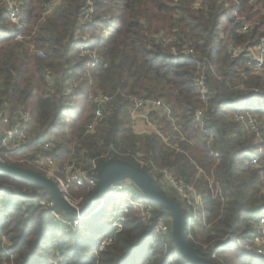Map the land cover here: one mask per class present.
I'll use <instances>...</instances> for the list:
<instances>
[{
    "label": "trees",
    "instance_id": "trees-1",
    "mask_svg": "<svg viewBox=\"0 0 264 264\" xmlns=\"http://www.w3.org/2000/svg\"><path fill=\"white\" fill-rule=\"evenodd\" d=\"M18 1L26 12L22 33L33 32L30 43L43 50L44 58L29 51L28 40L14 38L6 10L0 7V102L13 101L29 108L31 120L40 130L32 139L35 144L32 147L43 146L47 142L45 134L55 129L56 123H62L61 116L67 114L68 106L59 104L61 98L44 95L42 91L48 70L59 73V82L55 84L61 92L66 90L69 79L80 81L76 92L67 95L69 98L85 95L88 90L113 95L96 131L92 132L94 136L84 141L90 157L98 158V169L109 158L128 160L111 152L109 145L118 150L147 152L173 175L204 191L206 225L199 224L204 236L189 230L194 231L198 241L210 244L209 249L201 250L187 239L201 256L221 264L212 260L210 253L233 237L235 248L229 250L224 264H261L255 259L263 257L251 250V235L256 219L264 211L261 184L264 179V79L242 74L246 70L244 59L230 57L227 45L253 44L264 36V0H240L236 12L253 23L246 33L239 31V24H232L235 10L224 15L222 4L217 0H207L204 10L190 9L186 0H62L40 22L43 6L49 0ZM86 14L88 21H83ZM220 24L225 33L222 38L217 33ZM173 28L177 29L175 39L179 45L184 43L193 48L192 54L179 61L171 59L155 37L160 31L171 35ZM85 29L94 30L87 39L81 36ZM83 42L96 52V65L92 66L89 58L81 55L79 46ZM202 70L210 92L205 100L194 84V76ZM216 75L221 77L217 79ZM238 84L244 85L243 88ZM128 95L162 99L184 133L190 129L188 136L194 144L178 142L183 153L166 146L153 132L133 134L121 117ZM253 98H258V102ZM241 101L250 104L244 107L235 104ZM201 107L204 108L201 116L204 133H212L215 138L212 147L200 139L198 122L192 119L195 109ZM76 109L74 119L81 115V108ZM242 113L244 117H254L256 130L250 131L236 120ZM157 121L164 134L170 132L167 119L158 116ZM56 149L62 151L57 158L64 156L63 144H57L52 155ZM109 151L107 156L100 157ZM214 152L218 153L217 166H214L217 161ZM252 157L258 161L256 167L249 164ZM192 161L205 174L212 172L221 188V197H212L206 178L198 175ZM8 162L37 171L27 164ZM141 168L148 172L144 166ZM156 186L166 195L157 183ZM79 190L82 206L92 191ZM42 196L47 198L49 194L36 183L0 171V264H51L45 261L47 257L54 258L56 264H125L133 258V261L142 259L141 264H192L176 248L170 225L166 233L154 234L157 220L168 216L160 204L149 200L152 206L147 218L129 206L123 212L122 229L115 233L111 225L113 210L87 220L100 212L103 201L83 218L65 214L55 205V211L62 218L55 220L49 210L37 203V198ZM106 196L123 199L114 192ZM178 203L185 212L180 199ZM109 214L112 217L107 234H114L113 242L104 250L96 251L97 241H92L98 234L96 226ZM74 219L78 221L75 227L69 228L64 223ZM187 232L185 223V237Z\"/></svg>",
    "mask_w": 264,
    "mask_h": 264
},
{
    "label": "built area",
    "instance_id": "built-area-1",
    "mask_svg": "<svg viewBox=\"0 0 264 264\" xmlns=\"http://www.w3.org/2000/svg\"><path fill=\"white\" fill-rule=\"evenodd\" d=\"M217 1L222 4V13L224 15L229 14L232 10H235L232 18V24H239V31L246 33L253 23L247 21L243 14L236 12V8L239 6L240 0ZM186 2L192 10H204L207 7V0H186ZM58 3L59 1L55 0H49L46 2L43 6V12L41 15L42 18L49 14ZM1 6L5 8L8 20L11 26H13L12 32L14 38L17 40H23L25 36L22 31L26 25V12L23 10L21 2L18 0H0V7ZM91 10L92 9H90V11ZM175 16L177 17L178 14ZM84 17L88 18L89 15L86 14ZM176 30V28H173V34L171 35H167L161 31L155 34V37L160 41V44L166 48L170 58L175 61H179L189 56V54H192L193 48L184 43L179 45V41L175 39ZM32 33L29 35H32ZM217 33L220 38L225 36L223 24L219 25ZM32 45L31 49L36 54L44 56L34 44ZM87 45V42H83L79 46L81 51L80 53L81 55H86L89 58L91 65L94 66L97 63V54L94 50H90ZM227 49L230 57H242L244 59V68L246 70L241 71L242 74L247 73L264 79V36L261 37L257 43L253 44L229 43L227 45ZM67 82L69 86H71V80L69 79ZM194 84L200 95L205 100L206 96H209L210 92L206 83V75L203 70L198 71L194 76ZM49 92H51V90ZM48 94V92L45 93V95ZM86 97L92 106V114L88 123L84 127V134L92 133L95 130L98 122L103 117L105 109L113 100V95L107 94L101 90H94L88 93ZM127 107L128 118L130 121L134 123L142 122L149 126L151 129L150 132L156 134L166 146L178 152L184 153V151L178 146V142L183 141L188 144L191 143L184 133L180 123L175 120L171 108L162 99L153 97L142 98L134 95H128ZM203 112L204 108H197L195 109L192 117L193 121H197L198 126L200 127H202L201 116L203 115ZM66 113L68 116H72L74 115V110L72 108H68ZM156 116L163 117L169 121V133H163ZM236 120L241 122V124H243V126L248 130H254L256 128L254 118L244 117L240 114L236 116ZM31 124L32 120L30 112L24 107L18 106L13 108L7 100L0 102V160L33 166L38 173L47 176L58 185L63 197L69 203H71L69 201L70 188H84L86 191H93L97 184V172L99 170L97 166L98 158L94 157L84 160L82 158L75 157L64 164L57 166L54 162V154H51V150L54 147L53 140H47V142L39 148L40 151L44 149L42 150L43 153L39 154L37 151L35 152L31 150L33 148L31 144L32 138L29 134ZM208 134L209 136H207ZM208 134L202 137H205L208 141H210L212 140L213 135L209 132ZM173 135L176 137V141H173ZM206 145L210 147V144L206 143ZM109 150L121 158H126L132 163H137L138 166L140 165L139 167L144 166L148 169V173L152 175L154 180L155 178H160L166 184L175 189L179 195V199L185 207V223H188L187 225L192 227V230L195 229H193V227L196 224L206 225L204 191L173 175L165 166L157 164L145 151L140 149L118 150L112 145H109ZM110 151L100 157L107 156ZM214 157H217L218 159L217 152H214ZM192 163L196 167L198 175H203L206 178L207 190L212 197H221V188L219 187L218 182L214 179L212 172L210 174H205V171H203L201 167H198L194 161H192ZM249 164L252 167H256L258 165L256 157H252ZM131 184L132 183L129 180H124L117 185H112L110 188V192H114L115 194L122 196L123 200L128 202L125 204L123 201V205L121 206L123 208L114 213L115 216L111 225L113 226L115 233L122 229V222L124 220L123 212H126L129 206L137 210L143 218L150 216L152 206L150 201H141L136 197H134L133 200L130 199V191H127V188ZM261 184L264 186V179L261 180ZM75 202L76 203L71 204L79 207V201L75 200ZM37 203L40 204L43 209L49 210L51 216L55 220L62 219L60 214L55 211L54 206L56 204L50 197H38ZM166 219L167 216L161 217L157 220L153 226V232L155 235H161L168 231L169 223L165 221ZM64 223L67 226L72 227L78 224V221L77 219H74L73 221L64 220ZM254 227L255 231L251 235V250L254 251L255 254L264 258V211L256 219ZM189 229L190 228L187 229L188 232L185 237L186 240H190L201 250L206 251L209 249L210 244L198 241L194 231H190ZM113 238L114 234L112 233L100 238L96 245V251L104 250L113 242ZM229 240L234 242L235 238L230 237ZM222 247V245H217L210 253V258L224 264V258H222L218 252Z\"/></svg>",
    "mask_w": 264,
    "mask_h": 264
},
{
    "label": "rangeland",
    "instance_id": "rangeland-1",
    "mask_svg": "<svg viewBox=\"0 0 264 264\" xmlns=\"http://www.w3.org/2000/svg\"><path fill=\"white\" fill-rule=\"evenodd\" d=\"M55 1H62V0H55ZM59 4V3H58ZM2 7V6H1ZM47 17V15L45 16ZM44 18H39V22L40 21H43ZM83 21H88V18H83ZM81 21V23L83 22ZM176 24H179V22H176ZM10 28L12 29V26L10 25ZM94 32L93 29L87 31L85 29V31L82 33V38L83 39H87V36L91 35V33ZM161 32V31H160ZM259 32H261V30H259ZM32 33V32H31ZM30 33V34H31ZM165 34H168L164 31ZM24 39L23 40H28V49L30 52L34 53L35 52L31 49V46H33L32 44L34 43H30V40H31V37L32 35H28V34H24ZM36 46V48L38 50H40L42 53H43V50H41L36 44H34ZM228 50V49H227ZM81 52V51H80ZM228 53V52H227ZM40 59H43L44 56H39L38 54H36ZM44 55V53H43ZM83 56H86V55H83ZM230 56V55H229ZM91 64V62H90ZM211 68L214 67V63H212L211 65ZM218 74V73H217ZM217 79H219L221 76L219 75H216ZM45 79H46V82H45V85L42 89L44 95L46 92H48L49 94L48 95H52L53 97H55V99L57 98H61V100L59 101V104H63L64 106H68V108H72L74 111H76L77 107L79 106V108H81V115L74 119V115L72 116H68V114H64L61 116L60 118V122L62 123H56L57 127H55V129L47 132L45 134V140H53L54 142V145L57 146V144H63L65 146V152H64V156H62L61 158H57V154H61L62 151L56 149L57 151L56 152H53L54 153V162L57 166L59 165H62L64 163H66L67 161H69L70 159H73V158H82L84 160L86 159H91V158H94V157H90V151L89 149L87 148V145L84 143V141L86 140V138L88 137H93V133L96 131V129L93 131V133H87V134H84V127L85 125L88 123L89 119H90V116L92 114V106L90 105V103L88 102V99H87V94L94 91H86L87 94L85 95H81L80 97L78 95H75L73 97H67V95L69 94H74L76 91H75V88L79 86V83L80 81H76L74 80V78L70 79L71 80V86H69L68 82L66 81V90L64 92H61V89H59V87L56 86V82H59V73H53V72H49V70L46 72V76H45ZM237 81L235 80L233 82V84L235 85ZM63 84V83H62ZM239 87L243 88L244 85H240L238 84ZM235 88V87H234ZM51 90V92H49ZM74 93H72V92ZM235 91V90H234ZM64 93L66 96H63ZM63 96V97H62ZM253 100L255 102H258V98H253ZM11 101V100H10ZM17 104V105H14V104ZM235 104H239L241 107H244V106H247V104H250L248 101H245L244 103L241 102H236ZM10 105L14 108L20 106L21 104L19 103H15V102H10ZM77 107H76V106ZM26 110L28 111L29 108H26ZM243 116V113L241 114ZM157 117V116H156ZM128 118V116H127ZM252 118V117H251ZM254 118V117H253ZM252 118V119H253ZM74 119V120H73ZM124 122L126 123V125H128L130 128V123H133L132 125H134L135 123L134 122H131L130 119L128 118V120H126L125 118H123ZM158 119V117H157ZM182 123L183 121L180 120ZM198 131H199V134H200V139L201 140H205V142L207 144H210V147H212L215 143V138H214V135L212 136V140L208 141V139H206L205 137H202L204 135H207L208 133H204L202 132L204 130L203 128V123H202V127L198 126ZM129 130V129H128ZM256 130V129H254ZM254 130H250V131H254ZM37 131L40 132V130H37V127H35L34 123L32 122V124L30 125V128H29V134L31 136V138H35L36 134H37ZM190 133V129L189 130H185V134L188 136ZM143 134V133H142ZM209 136V134L207 135ZM188 140L191 142L190 144H194V140L192 139V137L190 138L189 136L187 137ZM33 146H35L34 142L31 143ZM100 144V143H99ZM54 146V148H55ZM207 146V145H206ZM37 147V146H36ZM36 147H33L31 150L35 151L39 148H36ZM53 148V150H54ZM44 150V149H42ZM42 150H37V152L40 154V153H43ZM51 150V151H53ZM216 158V163L214 164V166H217L218 164V159L217 157ZM41 174V173H40ZM209 174V173H208ZM43 175V174H42ZM45 176V175H44ZM155 178V177H154ZM155 181L156 183L162 188V190L164 191V193H166V195L168 196H172L174 197L175 199H177L176 202H178V199H179V195L178 193L176 192L175 189H173L171 186H169L168 184H166L163 180H161L160 178H155ZM81 191L79 190V188L77 189H74V188H70L69 189V201L71 203H76V201H79L78 203L80 204L82 201H83V197H82V194L80 193ZM129 196H130V199L133 200L134 197H136L138 200H141V201H149L143 194L141 191L137 190L136 187L132 184L130 185V192H129ZM113 197V198H112ZM112 197H107L105 196L102 201H103V208L100 210V212L98 214H93L90 218H87L88 219H94L96 217H99L100 215H102L104 212L106 211H109L110 210L112 211L113 210V213H116L117 210H120L122 205H123V201L125 202V204H127L128 202L125 201V200H117L115 198V196H112ZM78 204V205H79ZM114 204L115 205V209H114ZM80 206V205H79ZM184 216L186 217V214H184ZM111 215H107L105 216L104 218H101V221L97 224L96 226V231L98 232L97 236L92 240L93 242L95 241H99L98 239L106 236V234L109 232V229H110V219H111ZM51 220L52 218L49 217ZM169 223V225L171 226V222H172V219L171 217L167 216V219L165 220ZM188 223H186V227L187 229L188 228H192L190 226L187 225ZM77 225V224H76ZM75 225V226H76ZM197 225V224H196ZM194 226L193 229L195 232H197V234L203 238L204 236V232L201 230L202 226H200L199 224L197 226ZM75 226H72V227H75ZM69 227V226H68ZM71 228V227H69ZM203 229V228H202ZM108 235V234H107ZM223 247L219 249V255L223 258L224 257V262H226L225 258H226V255L228 254L229 250L231 248H235V245H233V242L232 241H227L226 243H224L222 245ZM54 258H51V257H47L45 259V261H48L49 263L51 264H56L57 261L54 260ZM134 258L130 261H128L127 263L125 264H141L142 263V259H137L136 261H133ZM256 261H259L261 264H264V259L263 258H256L255 259ZM50 261H53V262H50ZM255 261V262H256Z\"/></svg>",
    "mask_w": 264,
    "mask_h": 264
},
{
    "label": "water",
    "instance_id": "water-1",
    "mask_svg": "<svg viewBox=\"0 0 264 264\" xmlns=\"http://www.w3.org/2000/svg\"><path fill=\"white\" fill-rule=\"evenodd\" d=\"M0 171L21 177L36 183L44 189L55 204L65 213L76 218L90 215L101 206L102 199L110 192L112 185L129 180L148 199L163 206L171 217V237L180 254L192 264H215L201 256L185 238V216L180 204L161 193L153 177L143 168L134 163L119 158H109L104 161L97 172V184L89 198L82 206L76 207L69 203L62 195L58 185L47 176L35 170L12 165L0 160Z\"/></svg>",
    "mask_w": 264,
    "mask_h": 264
},
{
    "label": "crops",
    "instance_id": "crops-1",
    "mask_svg": "<svg viewBox=\"0 0 264 264\" xmlns=\"http://www.w3.org/2000/svg\"><path fill=\"white\" fill-rule=\"evenodd\" d=\"M76 106V105H75ZM127 116H128V107H127V105H125L123 108H122V110H121V117L122 118H125L126 120H128V118H127ZM133 123H130V126H131V132L133 133V134H136V135H143V134H148V133H151L150 131H151V129H150V127L149 126H147V125H145L144 123H142V122H135V124L134 125H132ZM143 133V134H142ZM176 137L173 135L172 136V139H173V141H176V139H175Z\"/></svg>",
    "mask_w": 264,
    "mask_h": 264
}]
</instances>
